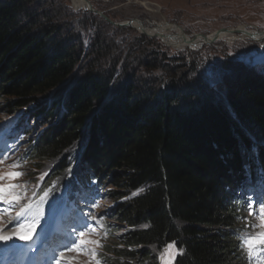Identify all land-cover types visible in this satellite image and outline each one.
<instances>
[{
	"label": "trees",
	"instance_id": "16d2710c",
	"mask_svg": "<svg viewBox=\"0 0 264 264\" xmlns=\"http://www.w3.org/2000/svg\"><path fill=\"white\" fill-rule=\"evenodd\" d=\"M44 2L0 0V111L11 117L60 91L50 113L33 117L57 119L35 134L29 155L50 177L73 169L77 182L110 184L117 205L107 238L127 232L104 245V262L159 264L158 251L174 243L183 249L174 264H244L234 193L264 185V79L243 70L223 93L177 73L167 88L122 86ZM82 56L91 65L78 75Z\"/></svg>",
	"mask_w": 264,
	"mask_h": 264
},
{
	"label": "rangeland",
	"instance_id": "374dc122",
	"mask_svg": "<svg viewBox=\"0 0 264 264\" xmlns=\"http://www.w3.org/2000/svg\"><path fill=\"white\" fill-rule=\"evenodd\" d=\"M46 1L42 5L47 16H56L66 31L70 30L78 37L84 54L92 55L91 59L95 60L94 65H97L96 62H98L100 68L113 70L114 75L119 76L118 83L122 86L132 82L136 85L157 87L160 83L163 88H167L171 83V76L177 73L178 78H183L185 82H188V85L192 82L191 78L197 77L199 80L205 81L203 86L211 90L212 93H223L233 75L239 72L244 74L243 70L246 71L245 73L249 72L264 79V72L262 74V71L250 68L236 59L240 53H247L252 49H255L256 52H264V40L252 41L241 39L238 36V39L216 40L192 50H179L162 36H147L133 28H118L108 24L102 17L105 16L114 23L132 21L141 28L153 30L155 22L165 20L182 28L184 35L190 41L197 42L226 29L245 27L249 30L264 31V0H79L80 4L90 7L94 12L74 7L71 0ZM142 3H150L154 6L148 8ZM230 52L232 55H229ZM88 65H91L89 59H86L85 62L82 56V61L77 67L78 75ZM224 65H229V67L224 68ZM239 67H242V70L238 69ZM178 81L180 83L179 79ZM59 92H53L49 97L41 99L37 108L29 107L17 112L26 113V111L29 112L28 109H34L36 112L38 109L44 108L47 113H50L53 108V105L52 108H49L50 100L52 103L56 102L60 96H58ZM6 100H8L7 97L1 98L0 107L1 103ZM88 117L91 118V115ZM11 118L0 111V125L7 121L13 124L14 119ZM56 119L57 116H54L52 120H46L43 116L39 117L35 124L36 132L46 129ZM32 123L30 121V124ZM86 128L87 126H84V130ZM7 130L10 131V128ZM13 137L11 135L9 140H12ZM25 145L20 143L13 146L12 154L0 162V174L15 171L16 169L10 167L13 163L21 165L19 170H22L25 175L14 181V183H27V197L21 203H27L29 198L32 201H39L43 192L37 190V185L40 184L41 177L42 179L48 178L49 167L40 161L30 160V158L22 161L20 155L26 152ZM5 183L8 182L5 181ZM109 185L104 186L103 191L108 190ZM55 186L51 183L49 188L54 190ZM50 189H47L50 192L49 197L40 204L41 224L44 229L51 226L57 215V211L55 213L49 211V204L53 201L54 194ZM66 189L67 186L63 183L62 190ZM103 191L100 192L95 202L87 206L82 216L88 221V223H82L83 226L89 224L96 228V231L88 234L86 239L99 241L101 246L95 247L88 244L82 246L85 249L83 252H66L65 256L71 261V264H95L91 255L93 250L98 254L96 259L100 260L101 264H106L103 259L104 245L109 246L127 232V228L122 227L121 230L107 238L110 230L105 229L102 225V219L107 224H112V209L115 202ZM73 203L70 200L67 205L68 209ZM253 210L256 215L250 216L248 210L244 221L239 220L238 225L245 224L244 231H250L253 234L264 232V229L259 227L255 229L248 227L249 224L259 223V205H255ZM18 211L19 207H16L12 212L0 216V220L3 221V224L0 225L7 224ZM94 216L103 218L93 220ZM97 223L100 224L101 229L98 228ZM45 226L47 227L45 228ZM8 227L11 228V224ZM39 231L41 229L38 227L36 234ZM167 246L156 254L159 264H168L169 260L171 264L175 262L177 254L174 255V259L165 254ZM251 258L254 264H264V255H261L260 249H256Z\"/></svg>",
	"mask_w": 264,
	"mask_h": 264
},
{
	"label": "snow or ice",
	"instance_id": "6c2138e0",
	"mask_svg": "<svg viewBox=\"0 0 264 264\" xmlns=\"http://www.w3.org/2000/svg\"><path fill=\"white\" fill-rule=\"evenodd\" d=\"M229 55H232V53L230 52ZM236 59L250 68L264 72V52H256L255 49H252L247 53H240ZM6 127L8 126H0V130ZM7 151L8 145L5 144L3 148H0V158H7L5 157ZM10 167L16 170L0 174V216H3L5 213H10L17 206L19 207V211L16 213L15 217H11L8 221V224H11V228H9L7 224L0 227V244L7 246L9 241H23L25 243L18 245L17 247L24 248L33 240L38 227L41 231L45 232L42 242L47 239L46 230L41 224L40 204L46 201L50 192L47 190L44 191L40 196L39 201H32L29 198L27 203H21L27 197V183H14V181L24 176L25 173L22 170H19L21 168L19 163H13ZM68 171L70 173L71 169ZM261 179L264 180V177H261ZM5 181L8 183H5ZM133 195H135V193H133ZM59 199L60 198H57V200H54L49 204V211L51 213L57 211L59 207ZM255 203L259 205V223L249 224L248 227L250 229H255L257 227L264 229V199L257 198ZM246 206L249 208V215L255 216L256 213L253 210L251 197H249V201L246 202ZM105 215H107V213H105ZM102 218L103 217H92L93 220H99ZM0 224H3L2 220H0ZM94 231H96L94 226L85 224L83 229L77 230L78 238L74 239L70 236L66 243L52 252L46 261V264H71V261L65 256L66 252H83L85 249L82 246L88 244L100 247L101 245L99 241L86 239V236ZM236 238L240 242L238 246L242 250H246L249 257H251L256 249H260L261 255H264V232L253 234L250 231L239 230V234ZM29 250L31 249L29 248ZM182 253L183 249L176 250L175 244L172 243L167 246L165 254L171 259H174L175 254ZM91 255L95 264H101V261L96 259L98 254L94 250ZM168 264H171L170 260L168 261ZM249 264H251V259L249 260Z\"/></svg>",
	"mask_w": 264,
	"mask_h": 264
},
{
	"label": "bare ground",
	"instance_id": "6f19581e",
	"mask_svg": "<svg viewBox=\"0 0 264 264\" xmlns=\"http://www.w3.org/2000/svg\"><path fill=\"white\" fill-rule=\"evenodd\" d=\"M74 7L78 9H86L88 7L83 6L80 4L79 0H71ZM142 5L150 8L154 5L150 3H142ZM152 10V9H151ZM133 23V22H132ZM133 28L138 30L139 32H143L145 34H148L149 36H162L164 39H166L174 48L179 50H185V49H196L199 48L201 45L205 43H211L216 40H231V39H248L252 41H261L264 40V31H254L249 30L245 27H240L237 29H229L222 32H219L217 34H212L209 37H206L205 39H202L197 42L190 41L183 33L182 28L179 26L173 25L168 23L165 20L155 22L154 30L151 28H141L136 23L132 24Z\"/></svg>",
	"mask_w": 264,
	"mask_h": 264
},
{
	"label": "water",
	"instance_id": "95a60500",
	"mask_svg": "<svg viewBox=\"0 0 264 264\" xmlns=\"http://www.w3.org/2000/svg\"><path fill=\"white\" fill-rule=\"evenodd\" d=\"M83 10H84V9H83ZM85 10H88V11L94 12V10H92L90 7L86 8ZM102 17L104 18V20H105L108 24L113 25V26H116V27H118V28H125V27H127V28H133V26H132V21H126V22H123V23H114V22L110 21L107 17H105V16H102ZM133 29H135V28H133ZM226 30H228V29H226ZM222 31H225V30H222ZM222 31H218V32H216V33H214V34H217V33L222 32ZM140 33L149 36L148 34H145V33L141 32V31H140ZM204 37H205V36H204ZM214 40H215V39H214ZM214 40H213V41H214ZM205 44H207V43H205ZM208 44H209V43H208Z\"/></svg>",
	"mask_w": 264,
	"mask_h": 264
}]
</instances>
